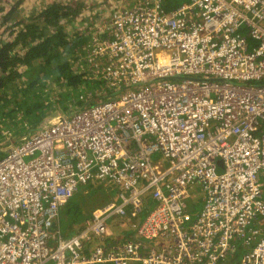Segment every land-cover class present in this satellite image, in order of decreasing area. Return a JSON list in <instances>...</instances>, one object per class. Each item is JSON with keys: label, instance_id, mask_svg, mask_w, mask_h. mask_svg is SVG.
Returning <instances> with one entry per match:
<instances>
[{"label": "built area", "instance_id": "built-area-1", "mask_svg": "<svg viewBox=\"0 0 264 264\" xmlns=\"http://www.w3.org/2000/svg\"><path fill=\"white\" fill-rule=\"evenodd\" d=\"M91 36L78 96L109 98L0 121V264H264V0H120ZM92 179L113 194L63 234Z\"/></svg>", "mask_w": 264, "mask_h": 264}, {"label": "trees", "instance_id": "trees-1", "mask_svg": "<svg viewBox=\"0 0 264 264\" xmlns=\"http://www.w3.org/2000/svg\"><path fill=\"white\" fill-rule=\"evenodd\" d=\"M32 1L0 0V121L18 133L25 131L24 121L31 127L29 132L54 109L70 114L79 109V103L83 107L97 98L96 94L84 99L78 96L80 91L91 89L82 57L90 48L92 33L97 32L95 25H89L97 17L89 20L81 15L88 1L40 0L37 7ZM181 1L164 0V7L170 9ZM75 21L88 24L91 33L86 32V26L84 31L75 32ZM100 96L105 100L111 93ZM3 152L0 149V155ZM64 211L69 215L64 234L83 227L88 216L74 206ZM238 258L239 254H231L221 264Z\"/></svg>", "mask_w": 264, "mask_h": 264}, {"label": "rangeland", "instance_id": "rangeland-1", "mask_svg": "<svg viewBox=\"0 0 264 264\" xmlns=\"http://www.w3.org/2000/svg\"><path fill=\"white\" fill-rule=\"evenodd\" d=\"M89 3V6L87 9L85 8L84 11L81 12V15L83 17L88 18L89 20H93V17H97V20L94 22L92 21L91 24H89L91 27L95 25L97 28L102 27L105 25V22L108 20L109 15L111 13V10L119 5L120 0H87ZM40 0H33L31 2V5L33 7H37L39 4ZM22 8V7H21ZM76 30L84 31L85 26L82 24L80 21H75L73 24ZM87 24L86 26V32L91 33V29L88 27ZM104 31H100L99 34H103ZM253 84H257V82H252ZM77 95V92H75ZM101 98L100 94L95 98V102L98 101ZM78 106V105H77ZM81 104L79 103L78 108H81ZM53 114L49 116L48 118H45L41 123L48 122L51 118H55V114H64L63 110L60 108L54 109ZM159 154V153H158ZM114 185L113 182L111 181H105V180H98V179H92L88 184L84 185H78V188L76 189L75 193L73 196L70 198V201L64 204L61 210V216L60 220L58 221L59 227H61L62 230L66 231V226L68 224V219L69 215L66 213V211L69 208V206H74L75 208L77 207L81 211V215L89 216L91 214V211L93 210V206L95 201L102 196L108 195V194H113V189L112 186ZM264 193V190H263ZM198 191H193L192 194H189V196L186 197V204H187V209L190 211L194 208L195 204L199 201L198 199ZM192 195L195 196V200H192ZM263 198V196H262ZM101 200V199H100ZM200 207V203L198 206V209ZM90 210V212H89ZM121 219L119 217H114L111 218L108 222L110 227L117 233L119 229L121 228L120 224L118 223V220ZM127 224L125 225V228H127ZM68 232V231H67ZM118 239V240H117ZM119 237H115L116 242H120ZM84 242H89L90 244H95L97 242L96 235H92V238L90 240H83Z\"/></svg>", "mask_w": 264, "mask_h": 264}, {"label": "crops", "instance_id": "crops-1", "mask_svg": "<svg viewBox=\"0 0 264 264\" xmlns=\"http://www.w3.org/2000/svg\"><path fill=\"white\" fill-rule=\"evenodd\" d=\"M198 199H199V198H198ZM199 203H200V207H201L202 204H203V200L199 199V201L195 204L194 208L191 209V210H194V211H190V210H189V212L193 213V212L199 211V210H200V207H199V209H198ZM62 208H63V207H62ZM62 208H61V210H62ZM137 217H138V220H139V219L142 217V213L138 214ZM127 221H128V224H129V220H127ZM125 223H126V222H125ZM126 224H127V223H126ZM123 230H125L123 233H126V231L129 232L130 234L133 233V231L131 230V228L128 227V226H127V228H125V226L121 227V228L119 229V232H122ZM237 263H238V260H237V261L234 260V261L231 262V264H237ZM224 264H230V263H224Z\"/></svg>", "mask_w": 264, "mask_h": 264}, {"label": "clouds", "instance_id": "clouds-1", "mask_svg": "<svg viewBox=\"0 0 264 264\" xmlns=\"http://www.w3.org/2000/svg\"><path fill=\"white\" fill-rule=\"evenodd\" d=\"M74 193H75V192H74ZM74 193H73V194H74ZM71 197H72V196H71ZM67 202H68V201H67ZM67 202H66V203H67ZM66 203H65V204H66ZM61 208H62V207H61ZM61 208H60V211H59V219H58V221L60 220ZM60 229H61V227H60ZM61 231H62V229H61ZM62 233H63V232H62ZM63 234H64V233H63ZM65 235H66V234H65ZM225 260H226V258L223 260V262H224Z\"/></svg>", "mask_w": 264, "mask_h": 264}, {"label": "flooded vegetation", "instance_id": "flooded-vegetation-1", "mask_svg": "<svg viewBox=\"0 0 264 264\" xmlns=\"http://www.w3.org/2000/svg\"><path fill=\"white\" fill-rule=\"evenodd\" d=\"M96 29H98V28H96Z\"/></svg>", "mask_w": 264, "mask_h": 264}]
</instances>
